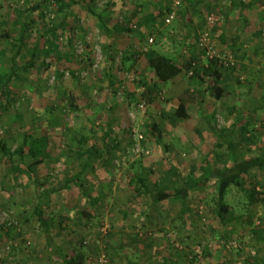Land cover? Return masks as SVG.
Here are the masks:
<instances>
[{"label":"rangeland","instance_id":"1","mask_svg":"<svg viewBox=\"0 0 264 264\" xmlns=\"http://www.w3.org/2000/svg\"><path fill=\"white\" fill-rule=\"evenodd\" d=\"M57 2L0 0V80L16 69L4 88L9 101L0 111V139L12 149L26 133L49 143L36 184L11 170L17 157L0 153V264H63L47 247L35 215L40 204L51 218L55 244L66 253L82 249L86 264H264V169L252 170L248 191L229 189L233 214L225 221L215 201L219 169L230 160L227 146H216L221 131H230L246 154L264 151V6L244 11L231 10V0H184L173 17H161V9L173 10L172 0H95L106 29L84 0ZM195 10L189 25L188 11ZM63 20L64 29L50 31ZM24 25L25 45L16 54ZM39 41L36 65L25 70ZM208 50L215 51L213 65L222 74L221 99L211 93L212 74L202 85L186 71L155 84L151 51L178 56L181 64L194 59L204 69L215 60ZM67 95L76 97V107ZM182 99L201 104L200 119L173 117ZM242 118L250 122L254 142L246 140ZM115 144L111 156L107 147ZM207 157L215 167L206 175L207 188L187 198L188 209L180 201L153 204L136 195L129 176L123 178L139 173L154 189L180 187L185 176L202 174ZM68 172L82 173L78 185L42 197Z\"/></svg>","mask_w":264,"mask_h":264},{"label":"trees","instance_id":"2","mask_svg":"<svg viewBox=\"0 0 264 264\" xmlns=\"http://www.w3.org/2000/svg\"><path fill=\"white\" fill-rule=\"evenodd\" d=\"M94 1L95 0H84L87 11L89 12V14L94 16L98 24L108 29V26L104 21L103 15L100 12H98L95 5H93ZM188 1L192 2L193 0H188ZM62 2L63 0H58L57 3L62 4ZM253 6H264V0H249L248 2H244L242 0H231V10L241 7L242 9H244V11H248ZM166 9L167 10L161 9L158 14L161 17L170 14L172 11L171 7H168ZM68 10L70 9L69 8L67 9L66 16H69ZM198 12L199 11L195 10L194 14H197ZM66 23L67 21L63 20L56 27L50 28V31L57 32L60 29H64L65 26L67 25ZM26 27L27 25H24L25 28L24 31L22 32L21 36L17 38L19 42V46L17 48L16 54H20L23 46L25 45ZM2 35L8 36L9 34L4 32ZM223 41L225 43L227 42L226 37H223ZM40 46H41V41H39L37 45L34 46L35 48L34 52L32 53L30 59L26 62V64H24L23 68L25 70H29L30 68L36 65L35 63L36 50L39 49ZM124 58L125 60H131L134 57L131 54V55H125ZM211 62L212 63L209 65V67L200 69L194 65L195 63L194 59L188 60L186 64H181L179 62L178 56L168 55L166 53H162L159 51H151L149 57V64L151 69L153 70L152 72H153L155 84L157 85L168 84L170 81H172L174 78H176L178 75H180L185 71L186 73H191L190 77L192 81H196L197 79L203 80L206 75L212 74L216 78V83L211 87V93L215 98L221 99L225 93V90L218 84L217 80H220L222 78V74L217 69V67L213 65V64L217 65L218 64L217 61L212 60ZM15 74H16V69H13L11 73L1 78L2 81L0 80V82H2L0 83L2 84V90L0 93V111H2V109L9 101L7 97L9 95V92L4 88L12 80ZM73 75L76 76L74 72ZM110 77L112 81L113 75L111 74ZM67 99L69 101L70 106L76 107L77 99L74 95H67ZM200 115H201V109L199 104L190 101L186 102L182 100L181 103L178 105L173 117L177 120L196 121ZM242 119L243 120L240 121V127L243 133H245L246 135V140H248L249 142H254L255 134L252 133V131H250L249 128L250 122L245 121L244 118ZM153 128L157 131L158 134L160 133V130L158 129L156 124L153 125ZM220 137L223 139V141L216 144V146L218 148L227 146V151L230 160L219 169V177L216 182L217 190H216L215 201H216L217 215L222 221H225L226 214H233V207L226 201V197L229 192V189L232 186H235L244 191H248L246 187V179L247 177L250 176L252 170L254 168L264 169V151H262L260 154L257 155L246 154L242 152L240 150L241 148H239L232 140V135L230 131H226V130L221 131ZM48 144L49 143L47 141L46 136L33 138L32 135L26 133L23 142L16 149H12L11 147L8 146L7 142L4 139H0V153L2 154L3 158H8L9 160H13V158L17 157L19 160V165L12 163L11 170L15 173H18L19 171L22 173H26L31 180H34V183L36 184L38 182L37 166L45 162V159L49 154L47 150ZM116 147L117 144L113 145L112 149L110 147L109 148L107 147L108 154L112 156L114 152L113 150ZM89 151L91 158L90 160L93 161V159L97 156L96 149L94 146H91ZM26 156L30 157L31 159L30 162H27L25 160ZM210 160L211 159L207 157L203 161L202 164L203 172L201 175L185 176L183 181L184 183L180 187L177 185L178 183H176L164 190L154 189L151 187L148 179L140 175L139 173H133V175H129V172H127V174L123 175V178L129 176L130 177L129 184L136 185L134 186L136 195L149 196L153 204L159 205L169 201L172 202L180 201L183 205V209H188L186 203L187 198L190 195L199 194L203 189L207 188L208 186L206 182V175L210 173L212 174V170L214 169L213 167H215L213 162ZM89 167L92 168L93 165L89 164ZM81 175H82L81 172L79 173L68 172L65 181L61 185L53 187L51 190H45L42 197L45 198L48 197V195L51 193H57L69 189L71 188L72 184L78 185V181L81 178ZM255 188H256V183L253 186V188L250 189L249 197L252 203L255 202V195L258 194ZM35 215H37L38 221L45 233L47 239V247L53 255H55L63 264H86L87 254L82 249L75 250L72 253H66L57 244H55L54 236L51 233V227H52L51 218L48 216L47 212H45V210L43 209L42 204H40L35 209ZM83 246L84 245L81 242V248ZM128 264H136V263L130 261Z\"/></svg>","mask_w":264,"mask_h":264},{"label":"built area","instance_id":"3","mask_svg":"<svg viewBox=\"0 0 264 264\" xmlns=\"http://www.w3.org/2000/svg\"><path fill=\"white\" fill-rule=\"evenodd\" d=\"M173 1V10L171 12V15L170 17H173L175 14H176V11L178 10V8L180 7V5L183 3V0H172ZM168 17L167 18V22H170L171 21V18ZM212 20V19H211ZM208 35V34H207ZM153 42V38H151L149 40V43H152ZM208 55L210 56L211 59H215L217 60V56L215 55V51L214 50H208ZM219 62L221 63H224L225 65H227V61H223V60H219ZM102 261V260H101Z\"/></svg>","mask_w":264,"mask_h":264},{"label":"crops","instance_id":"4","mask_svg":"<svg viewBox=\"0 0 264 264\" xmlns=\"http://www.w3.org/2000/svg\"><path fill=\"white\" fill-rule=\"evenodd\" d=\"M189 2H190V1H189ZM192 3H193V1L190 2L189 4H192ZM188 14H189L188 22H189V25H190V24L192 23V21H193L194 16L197 15L198 13H197V14H194V13H190V11H188ZM190 36H191V33H190V31H188L187 34L185 35V38H186V37H190ZM223 37H224V35L221 37V40H223ZM185 38H184V39H185ZM184 43H185V41L183 40L182 43H181V46H182L183 48L186 49V48H187V47H186L187 45H186V43H185V44H184ZM180 52H181V51H180ZM195 80H196V78H195ZM194 82H197L198 85H202V83L204 82V79H203V80H202V79H197V80L194 81ZM182 100H184V99H182ZM182 100H181V101H182ZM181 101H180V103H181ZM184 101L187 102V100H184ZM188 101L199 104V103L197 102V100H194V99H191V100H188ZM199 106H200V109H201V104H199ZM201 112H202V109H201ZM201 116H202V115H200V117H199L198 119H200ZM198 119H197V120H198ZM197 120H196V121H197ZM213 164H214V163H213Z\"/></svg>","mask_w":264,"mask_h":264}]
</instances>
